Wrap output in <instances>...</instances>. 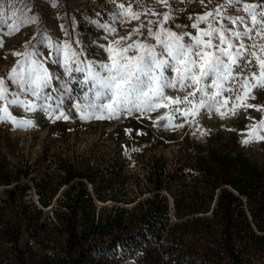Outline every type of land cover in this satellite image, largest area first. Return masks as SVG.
Instances as JSON below:
<instances>
[{
  "label": "trees",
  "instance_id": "obj_1",
  "mask_svg": "<svg viewBox=\"0 0 264 264\" xmlns=\"http://www.w3.org/2000/svg\"><path fill=\"white\" fill-rule=\"evenodd\" d=\"M40 1L5 5L6 14L24 9L38 17V23L20 28L31 30L16 52L33 51L29 42L36 44L42 32L51 34V8L40 12ZM45 3L51 6L50 0ZM58 5L66 41H73V29L84 30V15L66 0ZM17 16L23 18L20 12ZM6 20L0 16V55L18 32L6 35ZM41 46L49 49L37 44L38 52ZM128 118L123 132L128 140L116 156L122 168L129 167L127 154L162 143L145 124ZM258 143L264 149V140ZM190 148L172 172L152 161L145 186L132 195L113 188L109 178L98 180L89 163L81 169L60 159L62 174L44 173L35 180V203L27 197L30 184L22 179L29 177V167L0 166V185H6L0 194V264H264V162L240 150L208 147L200 154V147Z\"/></svg>",
  "mask_w": 264,
  "mask_h": 264
},
{
  "label": "snow or ice",
  "instance_id": "obj_2",
  "mask_svg": "<svg viewBox=\"0 0 264 264\" xmlns=\"http://www.w3.org/2000/svg\"><path fill=\"white\" fill-rule=\"evenodd\" d=\"M156 3L165 10H141V0L117 4V18L123 22L140 20L142 16L151 18L142 20L126 36L100 45L107 60L85 61L80 51L72 47L73 43L82 44V41L60 43L43 32L36 44L29 42L33 51H13L12 55H22L26 59L17 61L19 71L13 67L7 77H0V101H4V106L0 107V121H10L15 127L35 126L30 119L18 120L9 111L11 107H23L25 112L40 107L50 118L53 113H58L56 119L72 118L71 110H65L64 100L72 91L67 83L63 85L61 97L53 96L52 84L57 77L51 75L45 63L54 56H62L54 62L63 67L70 80L74 78L73 73L84 74L80 83L87 91L79 98L84 102L72 105L81 120L118 119L133 113L143 117L165 108L169 112L157 116L154 126L167 120L164 127H183V123L174 125L173 121L187 123L191 116V123H196L202 110L209 114L216 111L221 118L227 114L235 115V109L241 107L264 111V105L247 102L258 98L254 95L255 90H264V0H219L212 8L205 6L203 13L190 16L189 25L175 23L178 10L171 0H156ZM5 4L9 8L15 7L12 0H0V16L5 15ZM50 4L57 6L58 0H50ZM17 12L23 18L17 16ZM237 12L242 14H235ZM24 13V9L11 13L14 19L7 24L6 35L19 31L25 23H38V17ZM100 27L107 34L117 31L107 24ZM65 34H68L67 30ZM133 35L137 37L135 40H131ZM37 44H46L51 49L44 60L33 58L40 55L35 50ZM3 45L0 39V48ZM11 85L16 86L15 91L10 90ZM48 89L51 91H46ZM168 90L185 94L173 97L167 95ZM21 93H30L43 101H54L55 108L52 104L37 105L31 100L20 99ZM221 108H224L223 112ZM246 127L249 132L243 143L264 140L261 134L264 117Z\"/></svg>",
  "mask_w": 264,
  "mask_h": 264
},
{
  "label": "rangeland",
  "instance_id": "obj_3",
  "mask_svg": "<svg viewBox=\"0 0 264 264\" xmlns=\"http://www.w3.org/2000/svg\"><path fill=\"white\" fill-rule=\"evenodd\" d=\"M16 0H12L14 4ZM45 1L41 0L40 12H46L50 7L49 16L52 23L50 36L54 41L63 43L67 40L65 30L66 25L62 23L63 14L58 11L59 5L48 6ZM69 6L75 10L80 11L84 15V30L73 29V41L80 40L82 44H75V47L83 52L82 58L85 61L98 62L99 60H107V54L100 45H107L109 40H115L120 36H126L132 28L136 27L142 20L151 18L142 16L140 20L131 22H123L117 18L118 3H128V0H66ZM254 0H244V2H252ZM219 0H171V3L178 11L175 13L178 18L175 20L176 24L189 25L191 23L190 16L201 14L207 8H212ZM6 5V4H5ZM141 10L145 8H152L154 10L163 12L165 9L156 3V0H141ZM6 11V10H5ZM9 10L6 14V22L11 23L13 19ZM48 13V12H47ZM235 14H242L237 12ZM8 15V16H7ZM57 15L61 18L57 19ZM55 16V17H54ZM10 18V19H8ZM96 22V23H94ZM34 23L30 24V27ZM101 24H107L110 27L116 28L113 34H107L100 27ZM61 25L64 28H61ZM204 25L202 24L201 27ZM31 29L24 28L18 31L8 40L0 55V77H7L13 67H19L17 55H12V52L21 46L26 38L28 31ZM192 31L191 29H188ZM107 37V39L105 38ZM137 37L133 35L131 40ZM30 49V48H29ZM39 57H33L44 60L48 57L51 49H46L45 46L39 48ZM37 51V49H35ZM31 51V49H30ZM26 58H22L21 61ZM56 59H62V56L52 57L47 60L45 67L51 73L54 71L57 79L53 80L52 88L57 89L53 92L54 98L61 97L63 94V85L67 83L71 89V96L65 98L66 111L73 110L75 118L71 121L59 122L53 119L48 120L45 125L34 128H22L10 125L8 121H0V166L6 169L26 168L29 167V177L22 178L30 184V193L27 196L35 203L37 202V193L35 192V180H38L44 173L62 174V167L59 160L65 159L69 162H74L77 168H83L86 163L95 167L94 173L98 180L102 178H109L112 182L113 188L125 190L128 194H134L138 190V186L143 188L145 186L144 177L152 168V161H157L160 166H163L165 172H172L188 157L184 151L190 150V147H200V154L206 152L208 147L220 149L222 152H230L240 150L246 156L259 162H264V149L258 140H252L250 143H243L242 141L248 137L249 129L246 126L252 124L254 121H259L264 117V111H258L256 108L245 110L244 108L235 109V115L227 114L224 118L216 111L209 114L206 111H201L196 118V123H191L192 117L189 116V122L185 123L183 120H174L173 124L183 123V127H164L167 120L159 122V126H154L153 121L157 116L169 112V109L159 108L156 111L146 114L145 118L149 123L151 122L152 132L161 136V145H148L146 149L139 152L136 156L126 155L129 159V167H120L116 162L119 150H123V144L128 140L124 137V127L129 116L135 115L134 120L139 121V114L125 115L118 119H109L104 121L102 119L81 120L76 116V110L72 108L73 104L83 103V94L87 91L81 86L80 81L83 80L84 74L73 73V79L70 80L68 75L60 73L55 70L57 63ZM53 76V74H51ZM10 83V82H9ZM55 87V88H54ZM12 91L16 90L15 85H11ZM191 90V89H189ZM46 91H51L48 89ZM185 93L168 90L167 95L183 96ZM254 95L258 98L256 100H248V103L256 105H264V90H255ZM20 99L31 100L37 105L52 104L55 108L54 101H43L37 97H33L30 93H21ZM4 101H0V107ZM167 103V101H164ZM15 108V109H14ZM42 109L37 107L33 112H40ZM12 112H25L23 107H12ZM224 111V108H221ZM151 117V119L149 118ZM251 117L254 119H249ZM59 120L65 121L63 118ZM143 122V121H142ZM117 129V133L114 130ZM201 133H204L203 135ZM196 153V152H195ZM196 154L193 155L195 158ZM193 161V159H192ZM127 163L125 162L124 165ZM114 170V172L112 171ZM120 175V176H118ZM6 185H0L1 190ZM91 189L90 184L88 185ZM1 196V195H0ZM109 203V201L107 202Z\"/></svg>",
  "mask_w": 264,
  "mask_h": 264
},
{
  "label": "crops",
  "instance_id": "obj_4",
  "mask_svg": "<svg viewBox=\"0 0 264 264\" xmlns=\"http://www.w3.org/2000/svg\"><path fill=\"white\" fill-rule=\"evenodd\" d=\"M181 25H183V24H181ZM49 50V49H48ZM17 70L19 71V68H17ZM53 72L51 71V74H52ZM11 90V89H10ZM12 91V90H11ZM4 106V103H2V105H1V107H3ZM15 109V108H14ZM12 110V107L11 108H9V111L11 112V114L13 115V116H15L18 120H21V119H30V120H32L33 121V123H34V127H38V126H42V125H45V123L46 122H48V120H52L54 117H53V115H52V117L50 118L49 117V114L48 113H46L45 111H43V110H41L40 112H22V113H20V114H18V113H14V112H12L11 111ZM73 113H74V110H73ZM72 113V114H73ZM56 115H58V114H56ZM56 115H55V117H56ZM55 120H57L58 122L57 123H59V122H64V123H66L67 121H71L72 119H69V120H65V121H61V120H59V119H56L55 118ZM102 120H104V121H109V119H102ZM10 122V121H9ZM10 124L12 125V126H14L11 122H10ZM126 125H127V123H126ZM34 127H27V128H34ZM22 128H25V127H22ZM115 133V132H114ZM160 138H161V136H160ZM162 139V138H161Z\"/></svg>",
  "mask_w": 264,
  "mask_h": 264
},
{
  "label": "built area",
  "instance_id": "obj_5",
  "mask_svg": "<svg viewBox=\"0 0 264 264\" xmlns=\"http://www.w3.org/2000/svg\"><path fill=\"white\" fill-rule=\"evenodd\" d=\"M134 114H139V113H134ZM139 122L145 124L148 129H150L151 131H153L152 128H151V122L149 123V121H147V118L141 117L140 114H139Z\"/></svg>",
  "mask_w": 264,
  "mask_h": 264
},
{
  "label": "bare ground",
  "instance_id": "obj_6",
  "mask_svg": "<svg viewBox=\"0 0 264 264\" xmlns=\"http://www.w3.org/2000/svg\"><path fill=\"white\" fill-rule=\"evenodd\" d=\"M129 117H133V118H137V116H135V115H132V116H129ZM124 118H125V116H124ZM126 119V118H125ZM137 121V120H136ZM172 201V200H171Z\"/></svg>",
  "mask_w": 264,
  "mask_h": 264
},
{
  "label": "water",
  "instance_id": "obj_7",
  "mask_svg": "<svg viewBox=\"0 0 264 264\" xmlns=\"http://www.w3.org/2000/svg\"><path fill=\"white\" fill-rule=\"evenodd\" d=\"M100 203V202H99Z\"/></svg>",
  "mask_w": 264,
  "mask_h": 264
}]
</instances>
